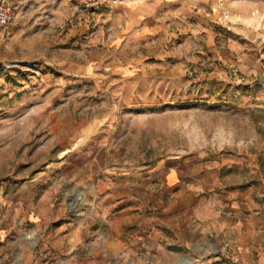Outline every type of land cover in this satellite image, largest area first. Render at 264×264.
Listing matches in <instances>:
<instances>
[{
    "label": "rangeland",
    "instance_id": "rangeland-1",
    "mask_svg": "<svg viewBox=\"0 0 264 264\" xmlns=\"http://www.w3.org/2000/svg\"><path fill=\"white\" fill-rule=\"evenodd\" d=\"M7 1L0 264H66L53 242L77 221L78 264H90L118 196L164 215L151 194L160 166L192 188L173 197L168 228L195 238L190 264H264V0ZM208 201L240 224L210 256ZM112 255L96 264H124Z\"/></svg>",
    "mask_w": 264,
    "mask_h": 264
},
{
    "label": "crops",
    "instance_id": "crops-1",
    "mask_svg": "<svg viewBox=\"0 0 264 264\" xmlns=\"http://www.w3.org/2000/svg\"><path fill=\"white\" fill-rule=\"evenodd\" d=\"M160 167L152 170L153 183L155 181L159 182V180L160 182L157 189H154L152 184L151 194L154 196L155 203H159L157 207L155 206L153 208L155 210H161L164 212V215H159L158 213L155 215L147 214L142 208L144 205L147 206L148 203L145 204L144 201L139 203L137 200L135 201L130 197H123V195L118 196L119 201L116 204V208L119 210L110 217V227L108 231L104 232L105 238L103 246L100 250L95 251L92 257H89L93 258L89 262L90 264H96V261H100L102 257L107 259L112 254H114L112 256H117L118 260L124 264L129 260H151L156 264L191 263L187 259L189 258L187 253L192 255L196 252L194 248H197L198 244L194 243L195 238L189 241V239L183 237L181 232L172 233V229L168 230V228L171 225V210L174 208V203L177 202L173 197L180 195L179 197L183 198L182 195H190L192 188L190 186L176 184L180 182V174L177 169L168 166L164 171ZM155 203H152V206ZM203 207H205V211L207 212L201 218V225L203 226V236L201 238H204L203 240L208 243V246H203L202 250L210 256V253L214 252L215 244L224 237L221 233L223 227H227L235 233L236 231L233 228H238L240 224L239 221L237 222L232 219L236 212L234 208H230V211L225 213L219 203L210 201L207 202V205H203ZM137 209L138 211H135ZM186 219L189 224L195 221V218L191 216H187L183 220ZM160 224L164 226H160ZM111 225L116 230V237L111 235ZM216 227L220 228V230H217ZM83 229L79 221H77L76 225L73 223H61L58 226V235L53 242L55 243V247L52 246V248L57 254L66 253V264H78L85 259V257L79 255L80 240L84 233ZM129 229L134 230L131 235L128 234ZM191 231L189 229V233L192 234ZM237 236L238 233L235 237ZM252 240H255L254 234ZM46 242L49 243V237L46 238ZM161 242L165 243V245L161 244ZM230 244L232 245V249L238 246L236 240H231ZM249 247L248 245L245 251Z\"/></svg>",
    "mask_w": 264,
    "mask_h": 264
},
{
    "label": "built area",
    "instance_id": "built-area-1",
    "mask_svg": "<svg viewBox=\"0 0 264 264\" xmlns=\"http://www.w3.org/2000/svg\"><path fill=\"white\" fill-rule=\"evenodd\" d=\"M15 7L7 0H0V28H5L15 18Z\"/></svg>",
    "mask_w": 264,
    "mask_h": 264
}]
</instances>
